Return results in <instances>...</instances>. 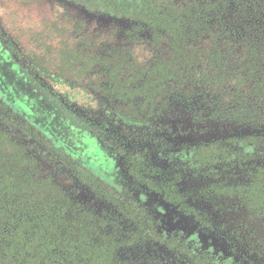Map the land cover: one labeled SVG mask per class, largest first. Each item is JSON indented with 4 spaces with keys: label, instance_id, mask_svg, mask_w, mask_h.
<instances>
[{
    "label": "flooded vegetation",
    "instance_id": "af4514ba",
    "mask_svg": "<svg viewBox=\"0 0 264 264\" xmlns=\"http://www.w3.org/2000/svg\"><path fill=\"white\" fill-rule=\"evenodd\" d=\"M62 1L76 4L88 14L127 21L128 27L124 31L127 43L123 49L128 60L139 64L142 76L130 75L126 81L136 78L143 83L139 84L141 90L151 91L153 86L159 89L152 91L154 96L150 99H143L139 94L130 96L127 92L112 96L113 100L126 106L133 103L131 111L118 116L123 121H147L158 128H165L180 119L204 121L213 115L221 117L235 110L240 112V99L228 94L226 100L222 93L210 95L205 90H201V95L198 88L204 85V80L198 81L186 74L189 70L201 71L203 68L207 56L202 47L206 46L207 38L213 44L220 40L233 41V36H240L239 31L234 33L237 31L233 28L235 22L232 24L226 16L210 17L205 12H194L192 8L196 3L183 7L178 14L172 11L171 6L161 3L162 0H148L156 6L150 12L160 16L154 23L133 17L144 12V7L132 8L130 14L117 15L113 12V0H106V8L99 7L97 0ZM131 1L138 5V0ZM226 2L227 5L222 6L223 11L236 0ZM186 11H189L188 14ZM220 21L225 23V27L216 31V23ZM138 26L139 29L136 28ZM195 41L199 43L194 45ZM252 41L264 42V36L257 35ZM137 44L145 47V53L149 55H133L132 47ZM162 48H168L170 55ZM253 49L249 54L254 56L255 62H264V49ZM166 69L171 72L161 75ZM45 72L32 63L26 65L0 29V75H28L29 88L26 91L30 93L31 100L39 97L37 102L42 103L53 116L60 117L64 125L60 129L49 121L47 125L43 124L45 126L39 131L43 137L41 140L17 129L44 150L49 158L68 169L75 181L93 198L108 203L109 210L131 228L125 240L112 241L118 245L121 261L129 264L122 259V250L148 244L176 264H264L263 257L252 247L257 241L260 248L264 247V220H257V210H248L247 204L242 209L240 207L237 211L240 215L237 216L241 222L234 218L236 226L231 229L225 222L215 224L207 221L202 216L201 206L191 194L201 186L220 180L237 188L244 187L254 197L258 196L264 208L263 131L249 126L212 129L206 133L164 129L132 137L92 121L69 104L64 96L53 91L41 79L39 75H45ZM99 85L110 86L103 81ZM33 126H37L36 123L30 125L31 128ZM147 158L162 165L158 169L148 168L145 165ZM223 211L224 216L229 218V212L226 213V209ZM175 220L179 230L185 231H169L167 234L164 231L166 225ZM255 220L262 225L256 224ZM159 225H164V229H160ZM91 243L98 247L111 244Z\"/></svg>",
    "mask_w": 264,
    "mask_h": 264
},
{
    "label": "rangeland",
    "instance_id": "374dc122",
    "mask_svg": "<svg viewBox=\"0 0 264 264\" xmlns=\"http://www.w3.org/2000/svg\"><path fill=\"white\" fill-rule=\"evenodd\" d=\"M226 1L229 0H162L161 3L171 6L172 11L178 14L183 7L196 3L192 8L194 12H205L210 17L223 15L227 20L229 18V22H235L233 28L237 31L234 33L239 31L240 36H233V41L220 40L213 44L207 38L206 46L202 47L208 57L203 68L201 71L189 70L186 74L198 81L204 80V85L195 86L200 89L201 95V90H205L210 95L222 93L226 100L228 94L240 99V112L235 110L221 117L213 115L204 121L180 119L165 128H158L147 121L131 123L118 117L131 111L133 103H128V108L113 100L112 96L127 92L130 96L139 94L143 99H150L154 96L152 91L159 89L153 86L151 91L141 90L139 84L143 83L136 78L126 81L130 75H142L139 64L125 56L123 48L127 42L124 31L128 23L124 19L88 14L76 4L62 0H0V29L26 65L32 63L40 71H46L45 75L39 76L53 91L64 96L69 104L92 121L115 131L139 137L164 129L206 133L212 129L249 126L264 132V62L256 63L254 56L249 54V51L255 50L253 48L264 49V42L252 41L257 35L264 36V0H254V3L253 0H233L235 3H229L223 11ZM186 12L188 14L189 11ZM220 27H225V23H216L215 30ZM136 28L139 29V26ZM217 36L220 37L219 34ZM197 43L199 41H195L194 45ZM132 49L135 56L149 55L140 44ZM162 49L169 54L168 48ZM47 72L56 75H48ZM102 81L110 86H100ZM234 145L242 147L237 143ZM145 165L158 169L162 164L147 158ZM1 172L11 174L19 182V192L11 198V202L26 208L27 214L42 212L51 218L55 221L52 232L72 233L74 240H87L98 245L123 241L131 232V228L109 210L108 203L93 198L75 181L68 169L49 158L44 150L8 123L0 113ZM191 194L201 206L202 216L215 224L225 222L232 229L236 226L234 218L241 222L237 211L245 204L248 210H257V220H264L261 200L244 187L237 188L219 180L201 186ZM223 209L229 212V218L224 216ZM37 217L40 213L31 217V221ZM257 220L256 224L262 225ZM177 223V220L169 221L166 229L164 225H159V228L167 234L169 231H185L179 230ZM257 242L252 247L264 259V247L260 248ZM121 256L129 264H176L148 244L122 250Z\"/></svg>",
    "mask_w": 264,
    "mask_h": 264
},
{
    "label": "trees",
    "instance_id": "16d2710c",
    "mask_svg": "<svg viewBox=\"0 0 264 264\" xmlns=\"http://www.w3.org/2000/svg\"><path fill=\"white\" fill-rule=\"evenodd\" d=\"M112 2L117 15L130 14L132 8L144 7L145 13L139 12L133 17L149 22L160 18L159 14L150 12L156 6L148 0H138L137 6L131 0ZM97 3L106 8V0H97ZM167 70L161 75H166ZM12 76L0 75V112L8 123L40 140L43 137L39 131L48 121L56 128L64 127L60 117L44 109L39 97L31 100L27 93L28 75ZM34 123L37 126L31 128ZM18 185L14 176L0 173V264H127L119 259L116 242L98 247L87 240H74L72 233L52 232L55 221L42 212L31 221V216L39 213L27 214L26 208L11 202L19 192Z\"/></svg>",
    "mask_w": 264,
    "mask_h": 264
}]
</instances>
